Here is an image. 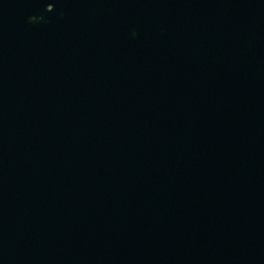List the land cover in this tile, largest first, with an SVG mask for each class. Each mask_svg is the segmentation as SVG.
Here are the masks:
<instances>
[{"label": "water", "instance_id": "water-1", "mask_svg": "<svg viewBox=\"0 0 264 264\" xmlns=\"http://www.w3.org/2000/svg\"><path fill=\"white\" fill-rule=\"evenodd\" d=\"M0 264H264V0H0Z\"/></svg>", "mask_w": 264, "mask_h": 264}]
</instances>
